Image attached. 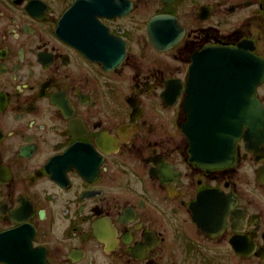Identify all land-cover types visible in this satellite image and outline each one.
<instances>
[{"label":"flooded vegetation","instance_id":"obj_1","mask_svg":"<svg viewBox=\"0 0 264 264\" xmlns=\"http://www.w3.org/2000/svg\"><path fill=\"white\" fill-rule=\"evenodd\" d=\"M241 44L264 72V0H0V253L264 264V132L192 152L249 107L208 56Z\"/></svg>","mask_w":264,"mask_h":264},{"label":"water","instance_id":"obj_2","mask_svg":"<svg viewBox=\"0 0 264 264\" xmlns=\"http://www.w3.org/2000/svg\"><path fill=\"white\" fill-rule=\"evenodd\" d=\"M208 56L216 58V66L222 67L220 69L223 74L228 72L229 77L227 78V82L232 84L237 83V97L241 99V95H247L249 107H239L240 104L238 105L237 111L234 110L232 112V128H227L226 133L220 135V128L217 122L214 123L213 130H211L212 140L205 144L212 154L211 158L202 159L199 155V148L203 144L199 142L193 143V160L198 164L202 162L213 164L220 162L219 153H221V147L230 149L235 156L236 143L242 136L245 124L251 129L255 138H262L264 132V108L255 94L257 86L264 79L261 60L251 52L249 46L244 44L233 49H216L209 53ZM231 74L234 77L230 76ZM223 155L221 158L222 166L229 162V159L224 158ZM16 234H22V228L0 236V243H10L5 238H10ZM5 252L7 253H0V261L8 264H27L26 261L23 262L22 259L11 256L7 250Z\"/></svg>","mask_w":264,"mask_h":264}]
</instances>
